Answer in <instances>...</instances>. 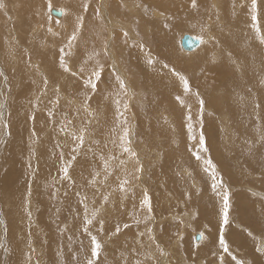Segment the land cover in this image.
I'll use <instances>...</instances> for the list:
<instances>
[{
    "label": "rangeland",
    "instance_id": "obj_1",
    "mask_svg": "<svg viewBox=\"0 0 264 264\" xmlns=\"http://www.w3.org/2000/svg\"><path fill=\"white\" fill-rule=\"evenodd\" d=\"M106 1L0 0V264H264V0Z\"/></svg>",
    "mask_w": 264,
    "mask_h": 264
},
{
    "label": "snow or ice",
    "instance_id": "obj_2",
    "mask_svg": "<svg viewBox=\"0 0 264 264\" xmlns=\"http://www.w3.org/2000/svg\"><path fill=\"white\" fill-rule=\"evenodd\" d=\"M192 5H193V7L196 6V0H192ZM251 6H252V9H253V12L255 13V11L257 9V0H251ZM85 7H87V5H85ZM252 20L253 21L257 20V16L255 14L252 16ZM257 31H259V29H257ZM72 39H76V37L73 35ZM260 42L262 44H264V37H261V41ZM149 62L152 63L153 61L150 60ZM101 71H102V69H101ZM94 75H95L96 79L99 80L101 72L100 71H96L94 73ZM117 80L120 81V85L119 86L121 88H123L125 86L124 85V81L121 80L120 77H117ZM181 80L183 81L185 90H189L188 80L185 77H183V76H181ZM88 83L91 86V89H96L97 85H96V83H93L91 79H89ZM200 103L203 104L204 103L203 100H201ZM189 119H191V117H189ZM189 129H191V125H189ZM77 139L80 141V143H83V137L82 136L81 137H77ZM123 139L127 142L128 132L126 130L124 132ZM200 143L204 144L203 135H201V137H200ZM204 150L207 151V148L205 147ZM124 151L130 152L132 155H136L134 152H132L131 148H129V147H125ZM197 158H199V157H197ZM206 164H208L210 166V168L212 169V174H211L212 175V179H213V181H216V182H214L211 185V187H212L213 190H216L218 184H220L221 181L217 180V177H216V174H215V165L212 164L211 160H207ZM141 170H142V168H141ZM64 173H65V176L68 175V169L67 168L64 169ZM127 183H128V181L125 180L121 184V189L122 190H123V185L127 184ZM222 201H223V208H222L223 224L224 225H228L229 224V211H230V193L224 192L222 194ZM143 204L147 206L148 211L150 212L151 211V201H150V197L148 196L147 192L144 193ZM92 215H93V217H95L96 213L94 212ZM91 222H92L91 220L88 221V223H91ZM125 227H127V225H125ZM200 238L202 239L203 237H200ZM91 244L93 245L92 248H91V256L98 258L100 256V253H101L102 245L97 240V238L95 236H93L91 238ZM219 244H220V247L225 252H228V244H227L226 240L224 239L223 235H221V237L219 239ZM261 250H264V248H262ZM221 259H223V258H221ZM87 264H97V260L88 259L87 260ZM237 264H243V261H238Z\"/></svg>",
    "mask_w": 264,
    "mask_h": 264
},
{
    "label": "water",
    "instance_id": "obj_3",
    "mask_svg": "<svg viewBox=\"0 0 264 264\" xmlns=\"http://www.w3.org/2000/svg\"><path fill=\"white\" fill-rule=\"evenodd\" d=\"M52 14L59 17L62 16L63 11L60 9H52ZM201 44V40L197 37H194L190 35L189 33H185L182 38H181V45L182 48L187 50V51H192L195 48H197ZM201 233H196L195 234V241H200L201 240Z\"/></svg>",
    "mask_w": 264,
    "mask_h": 264
},
{
    "label": "bare ground",
    "instance_id": "obj_4",
    "mask_svg": "<svg viewBox=\"0 0 264 264\" xmlns=\"http://www.w3.org/2000/svg\"><path fill=\"white\" fill-rule=\"evenodd\" d=\"M5 1V0H4ZM106 1V0H105ZM134 1V0H133ZM169 1V0H168ZM216 1V0H215ZM23 2V1H22ZM28 2H30V1H28ZM108 2H109V0H107L106 1V3H107V5H109L108 4ZM128 3L129 1L128 0H125V2L124 3ZM119 3V2H118ZM130 3V2H129ZM32 4L33 3H31V6H32ZM135 4H136V2H135ZM213 4H216V2H214ZM28 5H29V3H28ZM127 5V4H126ZM130 5V4H129ZM179 5V4H178ZM217 5V4H216ZM54 6V5H53ZM51 7V9H50V11H51V14H52V9H56L55 7ZM132 6V5H131ZM186 6V5H185ZM28 7H30V6H28ZM38 8V7H37ZM217 8V7H216ZM39 9V8H38ZM133 9V12H134V8H132ZM28 10H30V9H28ZM65 10V9H64ZM68 13V12H67ZM71 13V12H70ZM106 13V12H105ZM63 15V14H62ZM67 15H69V14H67ZM161 16V15H160ZM111 20V19H110ZM37 21V20H36ZM114 21V20H113ZM126 22V21H125ZM39 23V22H38ZM114 23V25L116 24L115 22H113ZM24 24V23H23ZM111 24V23H110ZM162 24V23H161ZM112 25V24H111ZM24 26V25H23ZM82 26V25H81ZM128 26V25H127ZM17 27V26H16ZM115 27V26H114ZM191 35V34H190ZM193 36V35H192ZM171 37V36H170ZM194 37H196V36H194ZM182 38V37H181ZM198 38V37H197ZM200 40H201V44L203 45L204 44V41H205V39L203 38H199ZM180 44H181V41H180ZM199 45V46H202V45ZM198 46V47H199ZM181 47H182V45H181ZM197 47V48H198ZM197 48H195L194 50H196ZM183 49V48H182ZM184 51H187V50H185V49H183ZM194 50H192V51H194ZM216 50V49H215ZM192 51H187V52H191L192 53ZM110 53V52H109ZM196 53H197V51H196ZM198 53H199V51H198ZM187 55V54H186ZM48 63V62H47ZM35 66H37V65H35ZM41 66H42V64H41ZM121 66V65H120ZM44 68V67H43ZM68 80V79H67ZM77 82V81H76ZM71 100V99H70ZM77 110V109H76ZM96 119V118H95ZM1 121V120H0ZM132 138V137H131ZM157 158V157H156ZM129 159V158H128ZM130 168V167H129ZM65 179V178H64ZM28 203V202H27ZM31 208H32V206H31ZM189 219V218H188ZM161 223V222H160ZM184 228V227H183ZM198 233V232H197ZM199 233H201V232H199ZM195 234H196V232H195ZM195 234H194V236H195ZM201 237H203V239H204V237H205V235H204V233H201ZM251 239H253V238H251ZM260 240V239H259ZM178 245V244H177ZM212 245V244H211ZM262 248H264V242L263 241H259V244H258V249H262ZM235 249V248H234ZM166 250V249H165ZM250 250V249H249ZM71 252V251H70ZM154 255V254H153ZM253 257V256H252ZM256 257V256H255ZM254 257V258H255ZM253 259V258H252ZM254 260V259H253ZM257 260V259H256ZM159 264V263H158Z\"/></svg>",
    "mask_w": 264,
    "mask_h": 264
}]
</instances>
